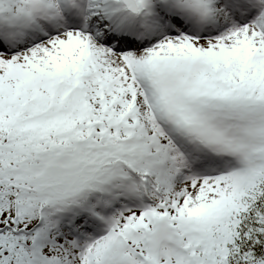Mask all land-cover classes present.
Returning a JSON list of instances; mask_svg holds the SVG:
<instances>
[{"label":"snow or ice","instance_id":"1","mask_svg":"<svg viewBox=\"0 0 264 264\" xmlns=\"http://www.w3.org/2000/svg\"><path fill=\"white\" fill-rule=\"evenodd\" d=\"M0 264H264V0H0Z\"/></svg>","mask_w":264,"mask_h":264}]
</instances>
